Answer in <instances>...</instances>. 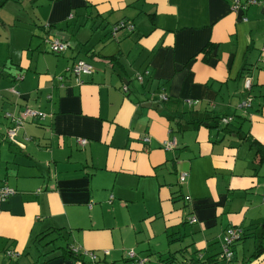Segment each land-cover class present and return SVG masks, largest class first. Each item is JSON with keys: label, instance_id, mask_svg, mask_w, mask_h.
Wrapping results in <instances>:
<instances>
[{"label": "crops", "instance_id": "1", "mask_svg": "<svg viewBox=\"0 0 264 264\" xmlns=\"http://www.w3.org/2000/svg\"><path fill=\"white\" fill-rule=\"evenodd\" d=\"M122 22L135 29L114 34ZM48 25L68 35L63 54L44 41ZM263 46L264 4L235 12L230 0L6 1L0 185L15 193L0 211V264H93L72 246L95 251V264H132L131 251L139 264H264V161L251 144L264 147ZM77 60L96 68L82 82L68 71ZM26 107L48 116L27 121L14 144L6 113ZM230 227L243 234L224 261Z\"/></svg>", "mask_w": 264, "mask_h": 264}, {"label": "built area", "instance_id": "2", "mask_svg": "<svg viewBox=\"0 0 264 264\" xmlns=\"http://www.w3.org/2000/svg\"><path fill=\"white\" fill-rule=\"evenodd\" d=\"M232 10L235 12L239 11H246L250 6L252 5H258V4H264V0H230ZM121 29H128V31H133L135 29V26L132 23H119L114 28V34H116ZM46 43L50 44L51 51L55 54H63L67 51L69 48V42L63 40L58 35H52L48 33L44 39ZM261 62L264 64V46L261 50ZM68 71L74 75L79 82H82L81 76L82 75H90L93 74L96 71L95 66L85 60H77L73 63V65L68 69ZM148 71L146 72V74ZM143 74H137L138 80H143ZM24 79V76L22 74H18L15 76V81L19 82ZM62 79V78H60ZM244 88L246 90H251L253 85V77L251 75H246L244 77ZM124 90L127 91L128 87L124 86ZM13 93L18 94L19 92L13 88L11 89ZM168 99V96L165 94H160V100L166 101ZM187 103L189 105H193L197 103V101L193 100H187ZM252 105V98L248 97L246 100L241 102L239 104V108L243 111H246L249 107ZM6 116L11 120L12 126L7 130L6 136L8 140L14 144H18V131L24 126V124L27 121H35V120H44L48 114L45 112L38 111L31 107H26L22 112H20L18 115L12 114V113H6ZM233 121L232 116H224L221 119V122L224 124H229ZM145 141H149V138H146ZM79 143L81 145H85L87 143V139L81 138L79 139ZM176 145L175 140L166 142L165 147L166 149H172ZM189 176L188 172H181L179 174V180L180 182H185ZM15 193V190L11 188L7 184L0 185V211L2 208V203L8 200V198ZM263 199H264V192H263ZM188 221L190 223H196L197 217L192 215L188 218ZM243 234V231L238 227H230L226 230L222 245V252L220 253L219 258L224 261H230L233 257V250L232 247L238 240L241 239ZM71 250L79 256L77 259L78 261H81L82 256L89 257L90 262L95 264L98 261V254L95 251L91 250H82L80 248H77L75 246L71 247ZM110 252L109 250H104V254L108 255ZM129 260L132 261V264H139L142 263L144 260L136 259L134 251L129 252L128 254ZM179 264V263H175ZM183 264H197L196 262L190 261Z\"/></svg>", "mask_w": 264, "mask_h": 264}, {"label": "trees", "instance_id": "3", "mask_svg": "<svg viewBox=\"0 0 264 264\" xmlns=\"http://www.w3.org/2000/svg\"><path fill=\"white\" fill-rule=\"evenodd\" d=\"M6 1H8V0H0V6H2ZM45 29H46V31H47V33H50V31L52 30V26L51 25H48V26H45L44 27ZM212 49V47L211 46H205L204 47V51H206V52H209L210 50ZM225 116H228V115H225ZM224 116H221L220 117V120L223 118ZM199 122H203V120L202 121H198V120H196V122L195 121H192V123H199ZM231 123V122H230ZM229 123V124H230ZM251 144L253 145V146H255V149H256V155L258 156V158L260 157V162H263L264 161V147L263 146H261L259 143H257L256 141H252L251 142ZM262 248H263V246H262ZM258 252H259V250L256 252V254L254 255V256H258ZM69 253H70V255H73L75 258H79V256L77 255V254H75L72 250H71V248H69ZM82 258V257H81ZM83 261V260H82ZM186 262H190L189 260H176V261H170L169 260V264H175V263H179V264H183V263H186ZM194 262V261H193Z\"/></svg>", "mask_w": 264, "mask_h": 264}, {"label": "water", "instance_id": "4", "mask_svg": "<svg viewBox=\"0 0 264 264\" xmlns=\"http://www.w3.org/2000/svg\"><path fill=\"white\" fill-rule=\"evenodd\" d=\"M57 35L59 37H61L63 40H65V41H68V39H69L68 38V35L65 34L64 32H59ZM146 106L147 107H153V108L159 109V110H162L163 109V105L161 103H159V102H155V103L149 102V103L146 104Z\"/></svg>", "mask_w": 264, "mask_h": 264}]
</instances>
